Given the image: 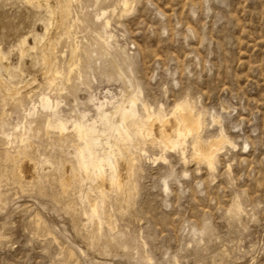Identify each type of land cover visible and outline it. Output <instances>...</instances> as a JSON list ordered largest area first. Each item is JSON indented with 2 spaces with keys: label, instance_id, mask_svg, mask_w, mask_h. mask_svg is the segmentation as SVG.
Returning <instances> with one entry per match:
<instances>
[{
  "label": "rangeland",
  "instance_id": "rangeland-1",
  "mask_svg": "<svg viewBox=\"0 0 264 264\" xmlns=\"http://www.w3.org/2000/svg\"><path fill=\"white\" fill-rule=\"evenodd\" d=\"M27 1L0 0V264H264V0H129L123 14L120 0H54L60 28ZM132 97L141 113L202 114L201 142L227 138L214 167L190 137L184 154L121 144L129 169L100 197L76 171L72 123L85 114L100 134L94 105Z\"/></svg>",
  "mask_w": 264,
  "mask_h": 264
},
{
  "label": "bare ground",
  "instance_id": "bare-ground-1",
  "mask_svg": "<svg viewBox=\"0 0 264 264\" xmlns=\"http://www.w3.org/2000/svg\"><path fill=\"white\" fill-rule=\"evenodd\" d=\"M29 1H34V0H29ZM29 1H27V2L29 3ZM53 1L54 0H35V3L42 6V7L43 6L47 7L50 10V13L57 20V25H55V24L54 25L57 26V28H60L61 14L62 13L60 10H56L54 8V6L52 4ZM119 5L121 7L120 11L123 14L124 12H127L130 9L131 2L129 0H120ZM100 14L102 16H104L106 14V11H102ZM68 16H69V13H68ZM51 18H52V16H51ZM54 25H53V27H54ZM109 25H110V22L108 20H106L103 24V29H107L109 27ZM68 27H70V26H68ZM50 28L52 30L51 26H50ZM45 33H44V35H45ZM51 34H50V37H51ZM45 37H47V36H45ZM111 37H112L111 34H109L108 39H110ZM25 38H26V36H25ZM34 39H36V37H34ZM22 43L24 44V41H22ZM39 43L41 44V42H39ZM75 43H76V41H75ZM106 43H107V39H106ZM20 44H21V42H20ZM70 47H72L71 44H70ZM21 48H23V45ZM71 49H72V54H77L76 52H78V45L75 48H70V50ZM21 52L23 53V50H21ZM73 57H75V56H73ZM1 63H3V75L6 76L7 73L11 70V66L7 62L4 54L0 50V64ZM71 66H69V67H71ZM72 69L73 68H71L70 70L68 69L69 70V72L67 71L68 77H69V74L71 73ZM0 72H2V71H0ZM57 75H59V73H57ZM8 76H6V77H8ZM67 76H65V77L67 78ZM10 77L12 78V76H10ZM9 78H7V79H9ZM57 79H55V80H57ZM0 80H1V78H0ZM13 88L14 87H12V89ZM9 91H11V90H9ZM12 92H14V90ZM7 93H10V92H8V90H7ZM137 102H138L137 98L132 97V98H129L126 102H122L120 104H117L116 106L113 107L112 110H107L102 102H99L98 105H94L95 109H96L95 112L97 114V120L103 125V128H104L103 131L100 132V134H99V130H96V128H95V122L94 121L89 122V123L85 122L86 120L84 121V119L86 117L85 114L81 115V117H82L81 119L73 120V123H72L73 124V130L75 131L77 138L79 139V141L81 143V144L78 143L79 145L77 146V149H76L77 150V158H76V161L74 160L75 163H77L76 171L79 172V174H80L79 177L83 176L93 183L94 187L98 190L97 193L99 192V194L101 195L100 197L107 195L108 190L110 188L115 187V190H116V187H120L122 182H123V179L125 177V174H126L127 170L129 169V158H128L129 153L127 154L121 148V144L129 143L132 146L137 147L141 143L145 144V142H148V143H152V144L157 145L159 148H161L164 151V153L167 151H174V150L179 151L180 150L184 154V153H186V152H184V146H186L187 142H189V141H187V139L190 137L191 138V140L189 139L191 141L190 142L191 145H189V146H191V153L189 152L191 155L190 157H192L193 160L195 159L197 162L198 161L201 163L204 162L206 165L209 166V168L211 167V169H212V167H214L215 156L218 154L217 152L219 150V147L224 146L225 143L227 142L226 141L227 138L225 139L224 136H220V139L218 138L219 139L218 143L205 144L206 142L205 143L201 142L202 140L201 141L199 140V137H200L199 134H201L200 130L203 127V121H202V116H201L202 114L195 113L192 107H191L192 109H190V107H189V109L186 110L185 108H183V106L181 104H177L174 107H172V109L169 110V112H164L163 110H157L156 112H153L152 110H150V111H152L150 113L147 110L148 106L146 105L147 106L146 107V106L142 105L141 107H142L143 112L141 113L138 110V107H136ZM107 104H109V103H107ZM40 106H41L42 110L49 111L50 116L54 119L53 122H51L50 119H48V122H46L47 127L49 128V127L53 126L52 128H54V127L57 128L61 135L66 134L68 131V128L66 126V123L60 117V112L58 109L57 102L53 103V101L48 96H42L40 98ZM115 117H117L116 120H115ZM46 128H45V130H46ZM46 131H48V130H46ZM68 135H64V136H68ZM101 135L105 136L104 139L100 137ZM3 136L7 140V144L8 143L11 144V140L13 139L12 133H10V134L4 133ZM225 137H226V135H225ZM56 139H57V136H56ZM69 139H71V138H69ZM202 139H203V137H202ZM215 139H217V138H215ZM74 140L75 139L73 138V142H74ZM67 141H68V139H67ZM59 143H61V142H59ZM75 143H76V141H75ZM190 143H188V144H190ZM189 150H190V148H189ZM62 151H63V149H62ZM181 152H179V153H181ZM62 153L64 154V152H62ZM134 157L135 156L133 155V159H135ZM62 161H64V160H62ZM74 161L72 163H74ZM27 162L28 161L26 160L25 163H22V165L20 164L21 165V171L23 173H25V175L26 174L28 175L30 173V167H31L29 165V163H27ZM135 162H136V160H135ZM52 165H54V164H52ZM132 166H134V165H132ZM67 170L68 169H66V171ZM63 174H65V173H63ZM74 175H75V173H74ZM60 177H61V175H60ZM28 178H30V177H28ZM43 178H44V176H43ZM65 178H67V176ZM71 178H73V177L71 176ZM60 184H61V182H60ZM66 185H68V184H66ZM70 185H72V184H70ZM60 188H61V186H60ZM60 188H58V190ZM59 192H61V191L59 190ZM118 203H120V202H118ZM100 205H102V204H100ZM100 205H99V207H100ZM88 206H89V203H88ZM97 206H98V203H97ZM96 207L92 208L93 210H91V212H93L97 216L98 213H97ZM102 213H103V211H102ZM99 220H101V219H99Z\"/></svg>",
  "mask_w": 264,
  "mask_h": 264
}]
</instances>
